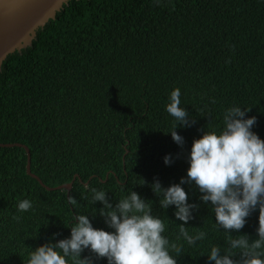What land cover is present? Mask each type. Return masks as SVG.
<instances>
[{"label": "trees", "instance_id": "16d2710c", "mask_svg": "<svg viewBox=\"0 0 264 264\" xmlns=\"http://www.w3.org/2000/svg\"><path fill=\"white\" fill-rule=\"evenodd\" d=\"M177 87L195 121L176 127L182 146L164 110ZM233 104L250 108L246 118L256 117L252 131L264 139V0H70L30 46L3 62L0 142L26 144L31 170L46 185L73 186L70 196L48 190L27 173L24 147H0V264H24L31 249L69 237L76 213L111 231L102 203H90L92 187L105 190L113 207L137 192L165 221L169 241L183 244L177 264H214L205 254L212 243L224 245L225 233L214 226L210 202L194 184L182 185L188 202L199 205L185 226L207 233L189 247L176 241L174 223L182 222L174 206L161 209L151 185L179 183L193 139L218 126ZM166 154L173 159L167 166ZM25 198L33 208L17 212ZM258 216L251 212L231 234L256 239ZM86 256L107 264L88 249Z\"/></svg>", "mask_w": 264, "mask_h": 264}, {"label": "clouds", "instance_id": "9594fccd", "mask_svg": "<svg viewBox=\"0 0 264 264\" xmlns=\"http://www.w3.org/2000/svg\"><path fill=\"white\" fill-rule=\"evenodd\" d=\"M153 2L159 4L160 0ZM167 101L164 110L174 120L168 132L172 140L182 146L184 138L175 131L176 127H190L195 121H190L189 113L181 106L180 88L172 89ZM249 111L247 107L241 110V105L237 104L223 108L219 125L193 139L186 176L166 188L158 180L151 185L160 197L161 209L174 206L173 215L182 222H173L178 228L176 241H183L189 247L205 240L207 233L190 234L185 226L194 218L199 205L188 202L182 185L194 184L202 194L199 199L206 204L210 202L214 226L225 233L224 245L212 243L205 254L214 264H264V139L252 131L256 117L246 118ZM163 162L170 165L171 154H166ZM90 193L91 204L102 203L99 214L111 231L94 228L88 215L76 213L69 237L31 249L24 264H94L92 258L81 257L85 249L96 258H106L107 264H177L176 257L182 252L183 244L172 243L164 235L165 221L152 214L151 201L146 202L131 190L120 196L113 207L105 190L92 187ZM69 201L77 203L73 197H69ZM32 208L33 201L27 198L16 204L20 213ZM257 209V238L250 240L247 234L233 236L231 232L242 229L246 218Z\"/></svg>", "mask_w": 264, "mask_h": 264}, {"label": "water", "instance_id": "95a60500", "mask_svg": "<svg viewBox=\"0 0 264 264\" xmlns=\"http://www.w3.org/2000/svg\"><path fill=\"white\" fill-rule=\"evenodd\" d=\"M70 0H0V70L7 56L30 46L37 35V30L56 18ZM24 147L27 151V173L35 177L48 190L66 189L68 196L73 182L54 187L46 185L31 170L30 148L20 142L1 143L0 147Z\"/></svg>", "mask_w": 264, "mask_h": 264}]
</instances>
